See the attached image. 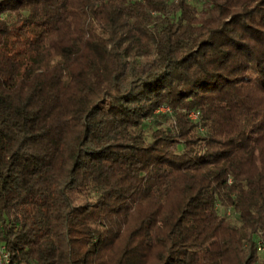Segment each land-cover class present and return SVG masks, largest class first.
<instances>
[{
	"label": "trees",
	"instance_id": "trees-1",
	"mask_svg": "<svg viewBox=\"0 0 264 264\" xmlns=\"http://www.w3.org/2000/svg\"><path fill=\"white\" fill-rule=\"evenodd\" d=\"M259 241L264 0H0L12 264H264Z\"/></svg>",
	"mask_w": 264,
	"mask_h": 264
},
{
	"label": "built area",
	"instance_id": "built-area-1",
	"mask_svg": "<svg viewBox=\"0 0 264 264\" xmlns=\"http://www.w3.org/2000/svg\"><path fill=\"white\" fill-rule=\"evenodd\" d=\"M193 118H196V115L193 114ZM259 250H264V245L261 241L258 242ZM0 264H12V255L8 250L6 244L0 242Z\"/></svg>",
	"mask_w": 264,
	"mask_h": 264
},
{
	"label": "rangeland",
	"instance_id": "rangeland-1",
	"mask_svg": "<svg viewBox=\"0 0 264 264\" xmlns=\"http://www.w3.org/2000/svg\"><path fill=\"white\" fill-rule=\"evenodd\" d=\"M165 125H167V124H165ZM219 211H220V214H223L226 216H231L234 219V222L236 224H239L238 216L235 213L231 212V210H225V209L220 208ZM218 247H219V239L217 236V238L207 246V249H216Z\"/></svg>",
	"mask_w": 264,
	"mask_h": 264
}]
</instances>
